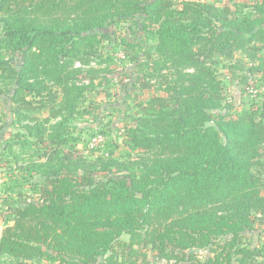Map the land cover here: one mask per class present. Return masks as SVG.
Segmentation results:
<instances>
[{
    "label": "trees",
    "instance_id": "1",
    "mask_svg": "<svg viewBox=\"0 0 264 264\" xmlns=\"http://www.w3.org/2000/svg\"><path fill=\"white\" fill-rule=\"evenodd\" d=\"M126 23L147 59L130 42L125 56L160 85L130 96L123 142L91 158L69 131L74 60L103 56ZM238 51L264 63V0H0V95L18 126L0 134V260L262 264L264 243L244 238L264 222V109L220 110L217 58Z\"/></svg>",
    "mask_w": 264,
    "mask_h": 264
},
{
    "label": "rangeland",
    "instance_id": "2",
    "mask_svg": "<svg viewBox=\"0 0 264 264\" xmlns=\"http://www.w3.org/2000/svg\"><path fill=\"white\" fill-rule=\"evenodd\" d=\"M197 1V0H195ZM205 1V0H198ZM216 1V0H209ZM228 1V0H223ZM246 1V0H240ZM244 9H250L248 3L242 4ZM126 23L116 25L118 38L106 41L100 51L103 56L90 57L83 60H74V67H80V61L83 73L80 74L77 83L84 87L79 98V112L74 115L70 121L69 131L78 137V149H81L84 155L93 158L97 154L104 152V145L107 142L116 141L119 144L124 139V127L128 121L125 118V109L128 103H131L130 96L137 94L151 95L157 91L159 79L156 77H146V72L142 71L138 66L139 61L146 60L145 46L141 41V37L137 32H134ZM107 31H114V28L108 27ZM126 42L135 43L137 49V59L133 60V55L125 56L123 51L132 49L128 47ZM148 42L146 44H150ZM244 52L238 51L236 56L231 59H223L218 63V77L221 82L223 94L222 110L223 113L231 112L234 109H242L254 107L256 109H264V71L257 72L255 76L250 74L248 67L257 65L262 68L264 63L254 60V57H248ZM260 53V50L258 51ZM106 56L110 60L99 63L101 58ZM15 65L20 64V57L14 56ZM83 61V62H82ZM231 66L232 68H229ZM90 69H96L91 72ZM171 76L169 69L161 70ZM143 79V83L148 80L149 85L144 86L140 90L141 85L138 78ZM137 78V81H136ZM135 83V84H134ZM134 84V85H133ZM40 101V98L36 99ZM130 105H133L131 103ZM232 106V109L229 106ZM11 103L6 99V96L0 95V134L4 130L14 132L18 129L17 123H13L14 115L11 111ZM38 117H46L47 109H42L35 112ZM79 135V136H78ZM107 151V147H106ZM261 152L264 154V144L261 146ZM3 173H0V182L3 179ZM34 179H37L35 177ZM24 180V178L22 179ZM25 190L31 193L29 184H25ZM2 229V227L0 226ZM246 243L251 247L256 244L264 243V222L256 225L252 232L246 233L244 238ZM200 257L209 254L206 250L196 251ZM147 260L152 264H167L163 259H156L151 252L147 253ZM6 260H0V264H5ZM261 261V260H260ZM29 264H48L46 262ZM169 264H172L170 262ZM264 264V261L262 262Z\"/></svg>",
    "mask_w": 264,
    "mask_h": 264
},
{
    "label": "crops",
    "instance_id": "3",
    "mask_svg": "<svg viewBox=\"0 0 264 264\" xmlns=\"http://www.w3.org/2000/svg\"><path fill=\"white\" fill-rule=\"evenodd\" d=\"M0 234H1V228H0Z\"/></svg>",
    "mask_w": 264,
    "mask_h": 264
}]
</instances>
